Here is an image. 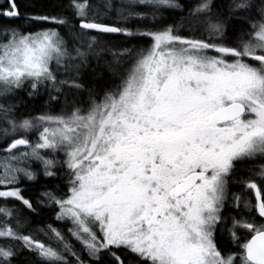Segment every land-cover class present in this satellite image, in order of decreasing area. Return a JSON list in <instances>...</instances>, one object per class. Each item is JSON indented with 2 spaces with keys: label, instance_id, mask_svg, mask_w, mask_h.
<instances>
[{
  "label": "snow or ice",
  "instance_id": "1",
  "mask_svg": "<svg viewBox=\"0 0 264 264\" xmlns=\"http://www.w3.org/2000/svg\"><path fill=\"white\" fill-rule=\"evenodd\" d=\"M0 264H264V0H0Z\"/></svg>",
  "mask_w": 264,
  "mask_h": 264
}]
</instances>
